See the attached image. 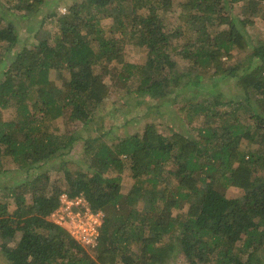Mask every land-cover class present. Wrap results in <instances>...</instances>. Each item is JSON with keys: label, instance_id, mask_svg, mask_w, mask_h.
<instances>
[{"label": "trees", "instance_id": "1", "mask_svg": "<svg viewBox=\"0 0 264 264\" xmlns=\"http://www.w3.org/2000/svg\"><path fill=\"white\" fill-rule=\"evenodd\" d=\"M263 2L76 0L66 14H49L52 39L13 51L17 22L52 4L0 0V176L15 168L22 177L0 188V264H171L180 255L183 264H264V41L246 29L264 25ZM126 40L145 48L144 63L124 59ZM116 84L140 104L183 97L179 112L202 118L197 137L165 136L154 124L118 139L51 129L68 108L70 122L90 121ZM77 140L87 165L71 170L65 157ZM53 161L65 189L42 169ZM126 171L133 183L123 194ZM228 188L242 195L227 198ZM61 193L83 194L104 214L94 260L49 220Z\"/></svg>", "mask_w": 264, "mask_h": 264}, {"label": "rangeland", "instance_id": "2", "mask_svg": "<svg viewBox=\"0 0 264 264\" xmlns=\"http://www.w3.org/2000/svg\"><path fill=\"white\" fill-rule=\"evenodd\" d=\"M52 6L47 7L44 4L40 7L39 12L35 16H31L30 18L24 19L22 21L17 22L18 34L20 36V44L16 45L13 51H18L24 45H30L31 43H36L40 38L52 39V34L55 31L56 18L55 16H51L49 14L55 13L57 16H61L67 13V7L71 5L76 0H48ZM175 1V0H174ZM264 4V2H263ZM243 3L234 4V10L238 14H242L243 10H241ZM241 6V8H240ZM145 15V13L143 14ZM178 17L176 15H172L170 18L171 23L176 26L178 21ZM111 21L109 19L104 20L102 25L105 29H108ZM178 26V25H177ZM184 29V28H183ZM248 33H252V38L255 39V43L260 41H264V25L260 23L255 27H247ZM187 36L184 37L186 40ZM184 39H177L174 41V45H179L184 41ZM253 42V41H252ZM253 42V43H254ZM184 44V43H183ZM5 47V46H4ZM4 47L0 52L4 53ZM123 54L124 59L131 63L134 66H138L142 64L147 59V52L145 48L137 46L134 41H125L123 45ZM13 54H9L12 56ZM248 53L241 52L238 54L237 59L240 61L246 57ZM174 59L178 60L179 56L175 55ZM236 59V60H237ZM114 70L119 69V65L112 64L110 66ZM207 74V73H204ZM50 78L53 82L58 81L59 76L57 71L50 72ZM233 81L229 82L230 84ZM60 84V83H59ZM131 87V84H126ZM125 85V86H126ZM123 85L112 86V90L108 96L96 109L95 113L91 115L90 121H87L85 124L83 122L72 121L68 118L69 108L66 109L65 115L55 121L48 122L50 123L51 129L56 133H69L73 130H78L79 135L82 138H87L88 136L94 137L96 135L105 134L107 131L110 133L107 135V138H123L128 135L141 133L143 128L147 124H154L159 133L164 134L165 136L171 135L174 131L178 133H188L187 135H194L197 137V129L201 125L202 118L194 117L192 119L188 116V111L179 112V107H181L184 103L183 97H178L175 104L171 102L174 99V95H169L166 97V101L170 102L163 106L157 107L159 103L163 101L151 100L148 97H142L145 104H140L137 99L139 97H127L124 96L121 92ZM233 88V87H232ZM234 89V88H233ZM224 92L227 93L226 90ZM240 91H235V94H238ZM227 99V98H226ZM129 100V101H126ZM196 100H200V96L196 98ZM155 105V106H154ZM229 110V108H222V111ZM147 111V113H146ZM11 113L10 110L5 111V116L8 117V114ZM122 114V115H120ZM97 130V132H96ZM77 133V134H78ZM67 161V168L71 170L76 169H84L86 168L87 162L86 157L83 152V143L82 141L75 142L74 146L70 151L67 152V156L65 157ZM60 159L58 160V162ZM54 162V161H53ZM12 166V165H11ZM9 166V167H11ZM57 162L55 161L52 166H43L50 178V184L52 186L59 187L60 189H65V179L62 172L53 171V169L57 168ZM64 167L65 164H64ZM4 168L6 169V163L4 162ZM15 169V168H14ZM12 168L9 171H5V173L0 176V188H4L10 186L12 184H16L20 181L22 177H20L19 172ZM42 169L35 171L39 173ZM35 176L34 172L30 173ZM11 177H14L11 178ZM121 192L123 194L127 193L133 183L132 179L129 177V173L126 171L121 174ZM8 195V194H7ZM6 195V196H7ZM242 195V191L235 188H228L226 190L227 198H238ZM0 194V198H2ZM29 199V196L26 197ZM159 204V202H158ZM176 210H173V214ZM18 237L14 240L11 245H14L16 241H18ZM84 252L88 255V258L94 260L96 257L94 249H84ZM182 256H177L175 261L171 264H183ZM62 264H71L69 262V258H65L61 260ZM2 264V262H1Z\"/></svg>", "mask_w": 264, "mask_h": 264}, {"label": "built area", "instance_id": "3", "mask_svg": "<svg viewBox=\"0 0 264 264\" xmlns=\"http://www.w3.org/2000/svg\"><path fill=\"white\" fill-rule=\"evenodd\" d=\"M103 219L101 211H91L83 194L70 197L67 193L59 195L58 206L49 216L53 224L63 228L84 249L95 248Z\"/></svg>", "mask_w": 264, "mask_h": 264}]
</instances>
